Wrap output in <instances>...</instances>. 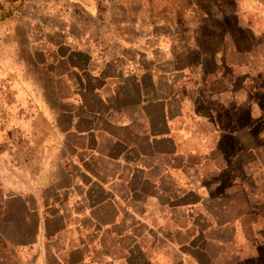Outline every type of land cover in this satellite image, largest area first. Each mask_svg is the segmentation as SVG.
<instances>
[{"label": "crops", "instance_id": "0c3cea01", "mask_svg": "<svg viewBox=\"0 0 264 264\" xmlns=\"http://www.w3.org/2000/svg\"><path fill=\"white\" fill-rule=\"evenodd\" d=\"M248 5L253 42L210 75L155 18L47 41L40 110L0 147V264H264V0Z\"/></svg>", "mask_w": 264, "mask_h": 264}, {"label": "rangeland", "instance_id": "374dc122", "mask_svg": "<svg viewBox=\"0 0 264 264\" xmlns=\"http://www.w3.org/2000/svg\"><path fill=\"white\" fill-rule=\"evenodd\" d=\"M72 1L76 0H0V147L15 134L8 130L13 121L21 122L40 110L35 93L50 81L41 67L45 60L41 51L48 47V40L60 38L59 29L77 39L120 41L124 37L104 36L102 31L125 28L132 34L135 27L148 25L155 18L174 28L176 55L182 50L184 62H204L206 75L214 70L210 66L215 60L223 62L217 71L229 70L224 60L231 58V45L242 48L247 41L253 42L241 18L253 10L249 0H125L121 4L116 0ZM238 14L237 33L234 24ZM97 32L101 36L91 35ZM209 59H213L211 64ZM260 249L264 258V248Z\"/></svg>", "mask_w": 264, "mask_h": 264}]
</instances>
